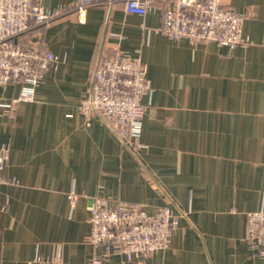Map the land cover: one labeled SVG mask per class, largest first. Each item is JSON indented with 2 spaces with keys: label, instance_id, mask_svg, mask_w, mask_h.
<instances>
[{
  "label": "crops",
  "instance_id": "crops-1",
  "mask_svg": "<svg viewBox=\"0 0 264 264\" xmlns=\"http://www.w3.org/2000/svg\"><path fill=\"white\" fill-rule=\"evenodd\" d=\"M104 1L20 38L59 61L44 72L34 101L14 113L0 106V152L7 151L0 264H90L95 199L140 204L150 215L168 207L179 216L167 248L104 264H264L244 240L246 214L264 208V0H221L245 16L250 45L234 49L162 35L160 1L143 17ZM107 45L147 66L142 149L124 145L98 116L85 126L79 113ZM20 91L19 83L0 85V105Z\"/></svg>",
  "mask_w": 264,
  "mask_h": 264
},
{
  "label": "built area",
  "instance_id": "built-area-1",
  "mask_svg": "<svg viewBox=\"0 0 264 264\" xmlns=\"http://www.w3.org/2000/svg\"><path fill=\"white\" fill-rule=\"evenodd\" d=\"M42 0H0V85L19 83L17 98L2 107L12 113L20 102H32L35 89L44 72L58 63L59 58L34 42L21 43L19 38L63 17L70 11L81 13L92 5L91 0H79L74 8L46 9ZM155 1L162 2L161 24L157 31L170 39H187L192 44L215 43L234 49L250 45L243 36L245 16L224 7L221 0H106L120 2L126 13L145 16ZM152 93L147 78V66L137 55L107 45L92 74L87 96L79 103V113L85 126L98 116L113 134L132 149H142L139 143L142 119L146 110L143 98ZM7 151L0 152V185L5 183L2 170ZM73 205L78 199L71 193ZM88 243L93 248L90 264H104L111 256L126 261L145 259L167 248L168 239L179 226V216L168 207L148 214L142 205L95 199L88 218ZM245 243L258 257H264V208L246 214Z\"/></svg>",
  "mask_w": 264,
  "mask_h": 264
},
{
  "label": "trees",
  "instance_id": "trees-1",
  "mask_svg": "<svg viewBox=\"0 0 264 264\" xmlns=\"http://www.w3.org/2000/svg\"><path fill=\"white\" fill-rule=\"evenodd\" d=\"M21 38V37H20ZM20 38H19V41H20ZM21 42V41H20ZM102 53H103V51H102ZM102 53H101V55H102Z\"/></svg>",
  "mask_w": 264,
  "mask_h": 264
}]
</instances>
